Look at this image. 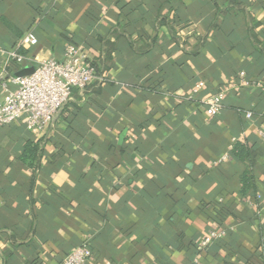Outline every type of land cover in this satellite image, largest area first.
<instances>
[{"label": "crops", "instance_id": "0c3cea01", "mask_svg": "<svg viewBox=\"0 0 264 264\" xmlns=\"http://www.w3.org/2000/svg\"><path fill=\"white\" fill-rule=\"evenodd\" d=\"M67 45L101 81L41 132L0 126V264H60L84 243L88 264H264V0H0V81L25 70L10 51Z\"/></svg>", "mask_w": 264, "mask_h": 264}, {"label": "built area", "instance_id": "2783aa9c", "mask_svg": "<svg viewBox=\"0 0 264 264\" xmlns=\"http://www.w3.org/2000/svg\"><path fill=\"white\" fill-rule=\"evenodd\" d=\"M22 43L29 46L36 44L33 31L23 35ZM7 58L21 69L31 66L33 72L26 76L9 77L0 81V126L22 121L27 129L41 132L51 125L68 103L73 91L83 90L101 81L95 69L87 63L83 49L74 45L65 47L63 58L60 60L50 58L38 61L20 56L14 51H10ZM239 85H247L243 75L240 77ZM253 85L260 86L259 83ZM202 86V83L195 86L191 95L195 96ZM222 98V94H218L203 101L206 115L209 117L220 115ZM245 117L250 119L251 114L247 113ZM223 160L224 157L220 159ZM222 234L223 232L211 231L202 239L199 248L202 251L207 250L214 241L222 237ZM92 258L90 245L84 243L68 253L60 264H88L92 262Z\"/></svg>", "mask_w": 264, "mask_h": 264}, {"label": "trees", "instance_id": "16d2710c", "mask_svg": "<svg viewBox=\"0 0 264 264\" xmlns=\"http://www.w3.org/2000/svg\"><path fill=\"white\" fill-rule=\"evenodd\" d=\"M15 27L19 31L20 36H23L26 32L31 31L30 29H28L26 27H22V26H15ZM37 154H38V148L36 145H31V144L26 145L24 156L28 155L29 157H36ZM231 155L234 156L236 159L242 161V162H244V161H247V163L251 162L250 147H248V145L246 143L245 144L235 143L231 148ZM241 183H242V187H243L242 188V194H245L247 191L251 192L252 194H254L256 192L255 185L253 182V177H252L250 171H248V170L244 171V173L242 174V177H241ZM215 209H216L217 213L218 212L221 213V212L226 210L222 203H217L215 205ZM209 248L210 247H208L207 250Z\"/></svg>", "mask_w": 264, "mask_h": 264}, {"label": "water", "instance_id": "95a60500", "mask_svg": "<svg viewBox=\"0 0 264 264\" xmlns=\"http://www.w3.org/2000/svg\"><path fill=\"white\" fill-rule=\"evenodd\" d=\"M33 72V68H29V69H25L23 71H21L17 76L21 77V76H26L29 75Z\"/></svg>", "mask_w": 264, "mask_h": 264}]
</instances>
